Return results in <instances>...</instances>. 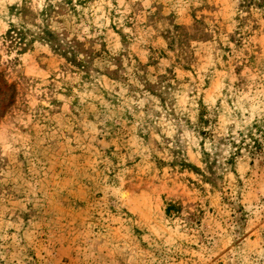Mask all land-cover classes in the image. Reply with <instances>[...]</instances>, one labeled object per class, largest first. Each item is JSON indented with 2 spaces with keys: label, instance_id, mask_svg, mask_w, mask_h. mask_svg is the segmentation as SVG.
Here are the masks:
<instances>
[{
  "label": "rangeland",
  "instance_id": "rangeland-1",
  "mask_svg": "<svg viewBox=\"0 0 264 264\" xmlns=\"http://www.w3.org/2000/svg\"><path fill=\"white\" fill-rule=\"evenodd\" d=\"M0 264H264V0H0Z\"/></svg>",
  "mask_w": 264,
  "mask_h": 264
},
{
  "label": "bare ground",
  "instance_id": "bare-ground-1",
  "mask_svg": "<svg viewBox=\"0 0 264 264\" xmlns=\"http://www.w3.org/2000/svg\"><path fill=\"white\" fill-rule=\"evenodd\" d=\"M126 194H124V196H125Z\"/></svg>",
  "mask_w": 264,
  "mask_h": 264
}]
</instances>
